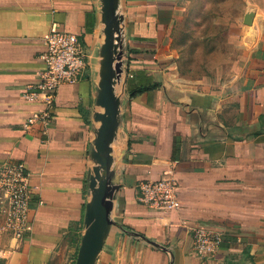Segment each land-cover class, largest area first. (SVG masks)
<instances>
[{
    "label": "crops",
    "instance_id": "crops-1",
    "mask_svg": "<svg viewBox=\"0 0 264 264\" xmlns=\"http://www.w3.org/2000/svg\"><path fill=\"white\" fill-rule=\"evenodd\" d=\"M201 2L118 0L119 190L96 264H264V0H251L253 15L237 9L233 22L226 10L212 21ZM52 29L76 35L90 65L60 88L44 130L27 126L45 108L23 94L45 69ZM103 31L100 0H0V165L25 163L33 193L29 232L20 242L0 234V264L76 263L96 166ZM167 174L179 212L137 196ZM196 226L222 234L213 257L194 253Z\"/></svg>",
    "mask_w": 264,
    "mask_h": 264
},
{
    "label": "built area",
    "instance_id": "built-area-1",
    "mask_svg": "<svg viewBox=\"0 0 264 264\" xmlns=\"http://www.w3.org/2000/svg\"><path fill=\"white\" fill-rule=\"evenodd\" d=\"M46 52L42 55L45 69L38 80L25 89L23 99L41 104L45 110L33 115L27 126L50 125V113L60 88L80 82L89 68V56L80 39L71 33L52 31L45 37ZM178 182L167 174L159 181L140 184L137 196L141 203L160 212H179ZM33 203L31 173L23 162L6 161L0 165V234L10 232L20 242L30 229ZM193 251L203 258L213 257L221 247V233L203 226L192 230Z\"/></svg>",
    "mask_w": 264,
    "mask_h": 264
},
{
    "label": "water",
    "instance_id": "water-1",
    "mask_svg": "<svg viewBox=\"0 0 264 264\" xmlns=\"http://www.w3.org/2000/svg\"><path fill=\"white\" fill-rule=\"evenodd\" d=\"M104 25V43L100 48L102 59L100 83L94 120L100 124L90 157L96 166L89 172L87 186L90 200L84 215L85 233L82 236L75 264H96L110 235L114 200L119 181L113 167V144L120 127L121 100L115 91L123 74L121 51L124 18L118 15V0H100Z\"/></svg>",
    "mask_w": 264,
    "mask_h": 264
},
{
    "label": "rangeland",
    "instance_id": "rangeland-1",
    "mask_svg": "<svg viewBox=\"0 0 264 264\" xmlns=\"http://www.w3.org/2000/svg\"><path fill=\"white\" fill-rule=\"evenodd\" d=\"M201 3V8L206 10L210 8L212 21H218L224 10H226L227 20L232 22L234 20V12L241 7H244L250 15L255 12L251 0H202Z\"/></svg>",
    "mask_w": 264,
    "mask_h": 264
},
{
    "label": "bare ground",
    "instance_id": "bare-ground-1",
    "mask_svg": "<svg viewBox=\"0 0 264 264\" xmlns=\"http://www.w3.org/2000/svg\"><path fill=\"white\" fill-rule=\"evenodd\" d=\"M117 85H118V83L116 84V86H117ZM116 86H115V91H116ZM118 90H119V89H118ZM118 90H117V91H118ZM101 110H102V109H101Z\"/></svg>",
    "mask_w": 264,
    "mask_h": 264
}]
</instances>
